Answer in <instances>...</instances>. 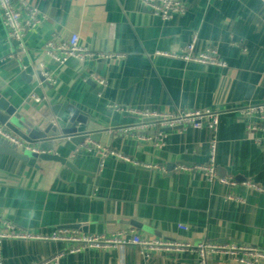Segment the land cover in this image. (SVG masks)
Wrapping results in <instances>:
<instances>
[{"label":"crops","instance_id":"1","mask_svg":"<svg viewBox=\"0 0 264 264\" xmlns=\"http://www.w3.org/2000/svg\"><path fill=\"white\" fill-rule=\"evenodd\" d=\"M22 1L43 20L26 34L24 56L17 55L0 20V96L32 126L57 125L51 109L65 105L62 122L67 111L79 112L88 120L94 142L54 147L52 154L67 160L78 174L59 164L29 167L0 155V224L37 236L55 231L111 236L132 230L148 240L191 246L233 243L264 252V194L239 185L250 181L264 191V135L247 129L264 124L237 115L243 108L264 104L260 0H178L186 11L167 22L152 17L137 0ZM194 33L195 52L215 50L225 68L177 59ZM72 36L91 53L108 57L56 67L46 57L44 44L64 43ZM233 43L239 51L232 49ZM39 64L54 76L53 85L43 81ZM23 73L28 80H23ZM91 75L106 87L90 80ZM30 94L41 102L26 103ZM128 110L218 114L216 174L237 186L209 184L201 172L178 170L207 163V131L150 124L148 132L129 139L109 134L151 123ZM156 134L167 140L160 149L145 140ZM97 147L118 157L101 158ZM75 226L79 230L71 229ZM67 248L41 241H4L0 256L2 264H41ZM59 264H197V258L158 253L145 259L136 248L125 247L65 254ZM207 264L233 263L212 258Z\"/></svg>","mask_w":264,"mask_h":264},{"label":"built area","instance_id":"2","mask_svg":"<svg viewBox=\"0 0 264 264\" xmlns=\"http://www.w3.org/2000/svg\"><path fill=\"white\" fill-rule=\"evenodd\" d=\"M137 1L152 17L162 22L169 21L173 16H183L186 11L185 6L178 0ZM260 2L264 5V0H260ZM0 20L8 40L16 46L17 55L24 56L26 54V34L35 30L43 20L40 17L39 12L26 5L22 0H0ZM196 41L197 34L194 33L192 34L190 41L179 52L177 59L186 63L201 65L208 68H225V65L219 61L218 54L215 50H208L203 54L196 53ZM232 49L239 51L240 46L233 43ZM43 51L46 57L58 68L65 66L68 62L85 64L93 59L102 60L108 57L103 54L91 53L84 46L79 44L77 36H72L64 43H59L55 40L47 41L43 46ZM36 68L45 83L50 85L55 83L54 76L43 65L39 64ZM89 79L101 87L105 88L107 85L105 81L100 80L95 75H91ZM27 102L39 104L41 100L34 94H30L26 100V103ZM112 109L115 111H122L117 107H113ZM127 113L132 116H136L139 119L147 120L151 123L141 124L131 128L116 129L114 131H110L109 134L129 139L136 133L144 134L148 132L150 124L167 129H180L181 131L188 129L193 131H207L211 137L208 143L207 163L203 166L179 168L178 170L184 172H201L209 184L218 183L227 188H234L237 186V183L231 179L219 178L216 174V133L220 124V116L218 114L210 111L170 113L144 111L136 113L131 110H128ZM237 115L243 120L250 121L252 119H256L260 125L262 123L264 124V104H257L243 108L237 112ZM247 129L254 132L258 131L264 135V125L260 126V128H256L254 125H248ZM140 139L143 140V138ZM0 140L8 143L14 148L23 149L24 151L31 152L33 154L39 153L36 148L21 143L18 139L2 128H0ZM145 140L146 142L152 143L153 147L157 149L162 148L167 141L165 135L163 134H156ZM257 143L259 144V141H257ZM96 150L100 153L101 158H105L107 156L118 157L109 149L100 150L97 147ZM122 160L128 162L125 158H122ZM100 164L102 165V161ZM239 185L264 194L263 190L250 181H244ZM0 225V245L4 241H41L45 243H56L68 246L66 250L61 251L41 264H59V261L65 254H76L87 250L110 252L125 247L136 248L139 254L145 259L152 258L158 253H186L194 255L197 258V264H207V260L212 258L226 259L233 264L264 263L263 251L250 246L233 243L218 244L201 242L195 246H191L189 244H182L179 242H163L159 240L143 239L136 235L132 230L119 231L111 236H84L70 231H55L46 236H37L35 234L20 232L6 222L1 223ZM177 229L184 232L187 231V228L183 226H177ZM0 264H2L1 256Z\"/></svg>","mask_w":264,"mask_h":264},{"label":"water","instance_id":"3","mask_svg":"<svg viewBox=\"0 0 264 264\" xmlns=\"http://www.w3.org/2000/svg\"><path fill=\"white\" fill-rule=\"evenodd\" d=\"M23 80H28L26 75H21ZM66 106L52 108L51 114L58 122L57 125L48 124L32 126L26 122L14 107L0 96V128L14 136L21 143L32 147H38L39 155L31 152L17 149L0 140V155L18 160L29 167L39 166L41 162L59 164L61 167L78 174L74 167L67 161L55 154H52L54 147L63 142H69L75 147H81L82 143L94 142L87 129L88 120L80 116L77 111H67V120L62 122ZM70 110V109H69ZM80 149V148H79ZM50 153V154H49ZM72 230H79L78 227H72Z\"/></svg>","mask_w":264,"mask_h":264},{"label":"rangeland","instance_id":"4","mask_svg":"<svg viewBox=\"0 0 264 264\" xmlns=\"http://www.w3.org/2000/svg\"><path fill=\"white\" fill-rule=\"evenodd\" d=\"M4 143H6V142H4ZM6 144H8V143H6Z\"/></svg>","mask_w":264,"mask_h":264}]
</instances>
